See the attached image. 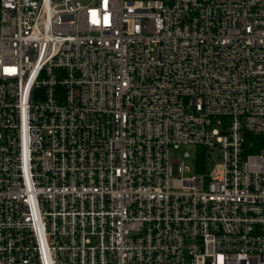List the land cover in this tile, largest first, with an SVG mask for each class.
Masks as SVG:
<instances>
[{"label": "built area", "instance_id": "2783aa9c", "mask_svg": "<svg viewBox=\"0 0 264 264\" xmlns=\"http://www.w3.org/2000/svg\"><path fill=\"white\" fill-rule=\"evenodd\" d=\"M253 138L264 0H0V264H264Z\"/></svg>", "mask_w": 264, "mask_h": 264}, {"label": "rangeland", "instance_id": "374dc122", "mask_svg": "<svg viewBox=\"0 0 264 264\" xmlns=\"http://www.w3.org/2000/svg\"><path fill=\"white\" fill-rule=\"evenodd\" d=\"M186 154H188V157H185ZM198 157L199 151L194 147L183 146L176 150L171 149L170 161L173 162L174 177H178L179 175V165H182V167L186 168L183 176L188 177L195 173L212 170L216 164L221 162L222 159L221 152L218 149H216L214 152L207 151L202 155L203 164L198 167Z\"/></svg>", "mask_w": 264, "mask_h": 264}, {"label": "trees", "instance_id": "16d2710c", "mask_svg": "<svg viewBox=\"0 0 264 264\" xmlns=\"http://www.w3.org/2000/svg\"><path fill=\"white\" fill-rule=\"evenodd\" d=\"M251 141H253L254 145L256 146V149L259 148V147H261V146H264V138H260V139L253 138V140H251ZM198 151H199L198 167H200L201 164H203V157H202V155H203L204 152L202 150H198Z\"/></svg>", "mask_w": 264, "mask_h": 264}]
</instances>
